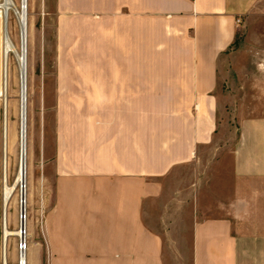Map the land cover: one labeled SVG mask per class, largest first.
Here are the masks:
<instances>
[{
  "label": "crops",
  "instance_id": "1",
  "mask_svg": "<svg viewBox=\"0 0 264 264\" xmlns=\"http://www.w3.org/2000/svg\"><path fill=\"white\" fill-rule=\"evenodd\" d=\"M85 4L95 65L59 83L58 106L82 112L58 109L49 209L29 264H264V108L241 120L229 156L219 129L222 64L264 0ZM73 26L59 23L60 40ZM242 90L243 103L264 105V82ZM217 149L225 156L206 185L199 174L177 185L174 217L161 210L153 224L168 180Z\"/></svg>",
  "mask_w": 264,
  "mask_h": 264
},
{
  "label": "rangeland",
  "instance_id": "2",
  "mask_svg": "<svg viewBox=\"0 0 264 264\" xmlns=\"http://www.w3.org/2000/svg\"><path fill=\"white\" fill-rule=\"evenodd\" d=\"M15 2L20 5L21 0H15ZM85 2L86 0H28L27 264H29L31 235L33 232L41 231L46 225L49 209L48 195L51 193V183H48L49 161L52 160L58 109L63 115L82 112V107L58 106L60 95L63 93V90L59 89V83L80 81L83 76L82 69L88 65H95V59L87 56L88 51L94 52L95 48L94 42L91 43V47L87 45V33H89L87 20L95 21L96 15L94 10L83 8L86 5ZM69 19L73 21L74 35L70 36V40L65 43V40H60L58 29L60 22L65 26ZM17 21V17L11 13L8 18V30L13 42L19 46V23ZM66 27L69 30V26ZM241 27L235 47L228 53L221 67L223 71L221 78L225 81L223 92L226 95V100L220 106V136L224 134L221 136L220 142L221 147H227L225 152L228 156L231 155L230 152L241 120L258 116L256 109L261 112L264 108V105L257 107L250 103L246 105L240 100L241 95L244 96L247 92V90H242L246 83L264 82V13L256 14L251 19L250 25ZM91 32L94 34V29ZM3 48L4 18L0 11V264H2L4 176V110L1 99ZM10 76L12 106L10 121L13 134L10 183L12 184L18 170L20 157V85L18 66L14 58L10 64ZM224 154L223 149L204 150L201 152L199 163L194 172L188 170L178 178L175 175L171 177L167 182L163 200L152 203V223L156 224L159 221L161 210L169 212L174 217L175 210L178 208L175 200L177 185H179V189L188 186L193 179V174L195 176L199 174L198 178L200 179H196L194 182L206 185L218 167L220 159L225 156ZM202 203L204 211L207 212V200H203ZM9 214L10 229L17 231L21 220L19 190L11 203ZM9 263L19 264V238L17 237L11 238L9 242Z\"/></svg>",
  "mask_w": 264,
  "mask_h": 264
},
{
  "label": "bare ground",
  "instance_id": "3",
  "mask_svg": "<svg viewBox=\"0 0 264 264\" xmlns=\"http://www.w3.org/2000/svg\"><path fill=\"white\" fill-rule=\"evenodd\" d=\"M0 11L4 18V48L2 54L3 62V84L1 99L3 103V240H2V264L9 263V242L13 237L27 238V174H28V0H21L17 5L15 0H2ZM17 17L20 27V45L17 46L8 30V18L10 14ZM12 58L18 66L19 85H20V157L19 166L15 175L14 182L10 183V163L13 154V134L11 127V96H10V64ZM25 187V188H24ZM21 188H24L25 196L21 200ZM20 193V206L25 209V220H20V227L17 231L10 229V206L16 192ZM25 200V202H24ZM22 225V229H21ZM25 253H22L24 261ZM27 262V260H26ZM24 264V262H22ZM27 264V263H26Z\"/></svg>",
  "mask_w": 264,
  "mask_h": 264
},
{
  "label": "built area",
  "instance_id": "4",
  "mask_svg": "<svg viewBox=\"0 0 264 264\" xmlns=\"http://www.w3.org/2000/svg\"><path fill=\"white\" fill-rule=\"evenodd\" d=\"M241 24H242V21L240 19L237 20V25L240 26ZM18 30H19V36H21L19 24H18ZM21 221H22V218H21ZM26 252H27V241H26V238L25 239L19 238V264H22V262H24V264L27 263L26 262ZM22 253H25L24 261L22 260V257H21Z\"/></svg>",
  "mask_w": 264,
  "mask_h": 264
},
{
  "label": "water",
  "instance_id": "5",
  "mask_svg": "<svg viewBox=\"0 0 264 264\" xmlns=\"http://www.w3.org/2000/svg\"><path fill=\"white\" fill-rule=\"evenodd\" d=\"M25 188V187H24ZM24 188H21V200L23 199V197L25 196V192H24ZM24 202H25V200H24ZM24 212H25V209H23L22 208V205H21V218L23 219V220H25V214H24ZM23 227H22V225H21V229H22Z\"/></svg>",
  "mask_w": 264,
  "mask_h": 264
}]
</instances>
